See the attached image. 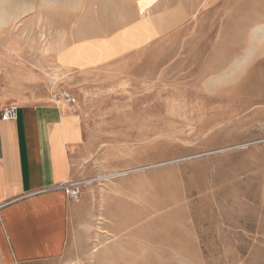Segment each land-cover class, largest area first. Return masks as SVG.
I'll return each instance as SVG.
<instances>
[{
    "label": "rangeland",
    "instance_id": "1",
    "mask_svg": "<svg viewBox=\"0 0 264 264\" xmlns=\"http://www.w3.org/2000/svg\"><path fill=\"white\" fill-rule=\"evenodd\" d=\"M137 1L0 0V109L62 89L82 121L86 176L71 183L96 211L73 227L88 245L58 264H264V0L169 17ZM150 35L98 73L55 64Z\"/></svg>",
    "mask_w": 264,
    "mask_h": 264
},
{
    "label": "crops",
    "instance_id": "2",
    "mask_svg": "<svg viewBox=\"0 0 264 264\" xmlns=\"http://www.w3.org/2000/svg\"><path fill=\"white\" fill-rule=\"evenodd\" d=\"M202 1L160 0L161 15H195ZM206 1L209 8L218 6V0ZM128 27L74 44L109 40ZM150 34H156L152 26ZM149 38L110 59L60 62L56 57L55 64L69 76L98 73L145 51L155 42ZM10 107L17 108V120H4L8 107L0 109V264H58L88 245L85 235L73 239V227L77 221L81 228L91 227L96 211L89 195L74 199L58 188L86 176L82 121L68 107L48 103ZM42 190L47 192L34 194Z\"/></svg>",
    "mask_w": 264,
    "mask_h": 264
},
{
    "label": "built area",
    "instance_id": "3",
    "mask_svg": "<svg viewBox=\"0 0 264 264\" xmlns=\"http://www.w3.org/2000/svg\"><path fill=\"white\" fill-rule=\"evenodd\" d=\"M59 98H63L64 101H66L68 104L72 103V99L68 95V93L65 90L59 91ZM4 120H17L18 118V112L16 107H8L3 111V117ZM86 184V182H79V183H66L63 185H60L58 188L64 189L68 194H70L73 198H78L80 194V187ZM47 192V190H42L38 193H44Z\"/></svg>",
    "mask_w": 264,
    "mask_h": 264
},
{
    "label": "bare ground",
    "instance_id": "4",
    "mask_svg": "<svg viewBox=\"0 0 264 264\" xmlns=\"http://www.w3.org/2000/svg\"><path fill=\"white\" fill-rule=\"evenodd\" d=\"M160 0H138V9L141 15H144L150 8L154 7L158 4ZM54 104L58 106H62L64 103V99L58 98L57 100L54 98Z\"/></svg>",
    "mask_w": 264,
    "mask_h": 264
}]
</instances>
